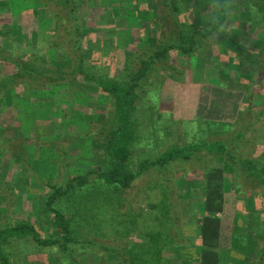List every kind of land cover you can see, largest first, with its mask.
Returning <instances> with one entry per match:
<instances>
[{"label": "rangeland", "instance_id": "rangeland-1", "mask_svg": "<svg viewBox=\"0 0 264 264\" xmlns=\"http://www.w3.org/2000/svg\"><path fill=\"white\" fill-rule=\"evenodd\" d=\"M0 1H8V7L0 9V47L9 50L13 60L17 59L20 63L36 62L39 65L40 62L34 56L46 54L52 57L61 54L42 41V35H52L55 30L47 20L35 15V0ZM208 2L209 0H188V7L194 11L195 17L201 19L202 13L209 9L205 5ZM157 4L159 5L157 0H137L136 9L134 5L127 8L121 0L83 1L79 13L84 14L91 30L90 41L86 43L88 48L84 50L85 55L90 57L88 70L93 72L98 69L106 73L108 70L110 75L118 77L123 73L125 55H133L138 43H141L142 48L152 47L157 33L153 23L165 10L163 6L158 9ZM61 10L59 12L64 21L57 37L52 41L62 42L73 55L75 50L71 41L78 40L72 28L75 21L70 20L66 12L62 14ZM169 12L172 10L169 9ZM235 15L237 16L234 21L237 25L252 22L249 15L236 14V11ZM191 19L189 14L182 17L184 23ZM261 22L258 20L256 26L264 32V24L261 27ZM69 29L70 37L67 36ZM171 30V27L168 28V31ZM262 32L258 35L264 36ZM216 39L213 38V41ZM98 42L104 45L109 55L102 58L100 54H95L91 61V51ZM218 51L217 49L214 53L218 54ZM174 55L171 53L170 65L185 72L186 78L175 79L170 73L159 71L158 76L165 81L161 87V95H165L163 104L161 103L162 120H175L177 114L182 118L192 116L194 110L191 107L187 109L189 105L183 107L177 102L182 103L184 98L176 97H186L182 92L192 97L193 92L196 93L203 85L204 93L200 99L198 118L209 120L202 121L206 123L237 124L239 109L228 103V94L213 90L214 85H219L214 67L206 64L203 59L191 60L185 56ZM134 68H140L139 62ZM16 72L14 65L0 61L2 77L15 75ZM77 84H67L54 94L51 90L37 93L31 102H17L11 98L7 100L5 112L0 113V224L11 223L18 218L21 221L29 219L38 226L42 225L43 228H39L48 231V236L58 237V232L50 226L42 213L48 184L54 183L63 188L72 177L109 168L103 160L101 150L106 134L114 127L113 102L109 97L100 95L94 85L84 84L85 87L81 88ZM206 88L212 91L208 92ZM156 91L157 86L149 89L153 93L147 96L143 94L139 101L143 106L138 103L139 108L133 120L135 129L138 130L136 143L140 145L135 147L137 150L132 160L135 168H125L120 182L125 181L128 172L129 175L138 173L142 161L155 160L172 146L183 147L191 144L193 135L202 127L195 122L185 125L182 119L177 124L172 121L171 125L167 124V143L163 144V141L162 144H156V137L163 138L166 134L163 127L161 129L158 126L160 106L158 111L152 110L154 103L161 101L159 92ZM206 92L210 94L207 96ZM253 103L257 108L254 112L264 110V94L255 96ZM243 105L244 101L241 108ZM169 110L174 111L172 117L167 116L170 115L167 112ZM233 116L234 119L237 116V120L229 123L228 120H232ZM246 121L250 126L242 140L236 141L238 130L233 126L224 135H216L215 128L211 131L213 135L211 134L210 141L235 140L233 146L237 145L238 155L259 161L264 152L261 147L264 145V117L259 119L258 115L248 114ZM148 144L151 146L149 150L144 148ZM233 146H230V150L235 151ZM215 161L213 156L203 153L190 162L172 164L165 170L154 168L138 177L132 188L124 192L116 191L115 186L107 182L97 181L89 183L75 195L69 193L56 207L64 210L67 217L76 219L74 224L81 226V233H77L83 241L86 240L85 237H91L96 244L90 246L87 242L88 249L85 251L86 247L78 248L73 259H93L86 261L90 264H100L102 259H107L103 264L107 261L117 264L120 261L118 259L128 257L140 259L144 264H173L169 259H180L178 264H197L198 259L195 257L198 251L192 243H196V239L199 240L200 237L194 222L199 209L196 205L199 207L201 204L197 192L203 188L199 173L214 166ZM236 183L244 191L258 189V181L248 176L238 177ZM228 186L230 189L231 186ZM245 211L243 213L242 210H236L230 226L246 235V239L234 241L238 243L235 246L238 249L232 248V259L240 262L246 259L243 251L251 253L257 244L260 243L259 247L263 245L252 225L248 226L247 223L248 216L262 212L255 201L250 199ZM175 242L182 247L180 251L174 247ZM109 250L114 253L106 252ZM40 253L41 260L45 259L46 264L50 261L52 264H61V254L46 256L44 252ZM48 258L51 259L49 262Z\"/></svg>", "mask_w": 264, "mask_h": 264}, {"label": "trees", "instance_id": "trees-1", "mask_svg": "<svg viewBox=\"0 0 264 264\" xmlns=\"http://www.w3.org/2000/svg\"><path fill=\"white\" fill-rule=\"evenodd\" d=\"M83 1L85 0H35L34 7L37 9L35 15L47 20L55 30L52 35H42V41L50 49H56L61 54L52 57L46 54L34 56V59L40 62L39 65L36 62L20 63L17 59L13 60L9 50L0 47V61L11 63L17 69L15 75L5 77L0 75V113L5 112L4 108L9 98L17 102L26 100L31 102L35 94L47 90H51L54 94L67 84L78 83L81 88L85 85H94L100 95L111 99L115 111L114 127L106 134L104 147L101 150L103 160L109 168L88 171L84 172V176L72 177L66 181L63 188H59V185L54 183L48 184V194L43 203L42 213L50 226L56 229L58 237L48 236V231L41 229L42 225L38 226L29 219L21 221L18 218L13 219L11 223L0 224V264H46L45 259L41 260L40 252H44L46 256L61 254V264H75V262L90 264L89 260L93 259H73V257L78 248L86 247V251L87 242L90 246L95 242L91 237L82 240L81 235L77 233H81V226L75 225V218L67 217L64 210L56 207L59 202L64 201L69 193L75 195L89 183L97 181L107 182L115 186L116 191L124 192L132 188L138 177L154 168L165 170L172 164L190 162L203 153L213 156L216 164L199 173L203 188L197 192L201 204L199 207L196 205L199 209L194 222L200 237L198 242L192 243L198 251L197 264H264V152L261 154L263 158L258 161L238 155L237 145L233 146L235 140L210 141L212 139L210 136L213 135L211 131L215 128L216 135H224L233 126L238 130L236 141L242 140L250 126L246 121L247 115H258L259 119L264 117V110L253 111L257 109L253 105V98L264 94V36L258 35L262 30L256 26L258 20L262 21L261 27L264 24V0H209L205 3L209 9L206 13H202L201 19L193 15L194 11L188 7V0H157L159 2L157 8L163 6L165 10L164 14L153 23L157 32H155V44L146 49L138 43L133 55H125L123 73L118 77L110 75L108 70L107 73L98 69L91 72L87 68L90 57L85 55L84 50L88 48L86 43L90 41L91 30L84 14L79 13ZM121 1L127 8L134 5L138 9L137 0ZM6 2L8 1H0V9L8 7ZM169 9L172 12H169ZM59 10L62 14L66 12L68 18L75 21L72 28L78 40L71 41L75 50L73 55L67 51L62 42L52 41L57 37L64 21ZM235 11L236 14L249 15L252 22L237 25L234 21L237 16ZM184 14L192 16L188 23L182 21ZM170 27L172 30L168 31ZM70 33L69 29L67 36L70 37ZM213 38H217L216 41H213ZM95 45V49L91 51V61L95 54H100L102 58L109 55L104 45L99 42ZM217 49L218 54H215L214 51ZM171 53L191 60H205L206 64L214 67L219 79L218 86L226 94L232 92L231 96H236L235 93H239L236 97H244V105L239 111L237 124L195 121V124L202 127L199 126V131L193 135L191 144L183 147L172 146L155 160L142 161L138 173L129 175L128 172L125 181L120 182L125 168L133 170L135 168L132 160L137 150L135 147L140 145L136 143L138 130L135 129L133 120L143 94L151 95L153 92H149V89L157 86L156 92H159L161 98V87L165 83L163 77L158 76L161 70L170 73L175 79L186 78L185 72L170 65ZM137 62L140 64L139 69L134 68ZM139 104L143 106V103ZM159 106L160 101L154 103L152 110L158 111ZM151 124L154 125V122ZM230 146H233L235 151L230 150ZM261 147L264 151V145ZM144 148L149 150L151 146L148 144ZM243 175L255 178L258 181V189L244 191L242 186L236 183L237 178ZM106 178L108 179L105 181ZM228 185L231 186L230 189ZM249 199L255 201L262 213L248 216L247 223L248 226L252 225L263 245L259 247L260 243L257 244L251 253L243 251L246 259L240 262L232 259L231 254L234 252L232 248L238 249L235 247L238 243L234 241L244 240L246 235L230 226L236 210L246 212ZM74 216L77 217L76 214ZM178 234L180 236L181 233ZM174 247L179 251L182 249L178 242L174 243ZM82 251L84 252V249ZM47 260L49 262L51 259ZM106 260L102 259L100 264ZM118 260L122 262L119 261L117 264H144L140 259L129 257ZM169 260L173 264L179 263L177 259ZM49 264L52 262L50 261ZM106 264H110L109 261Z\"/></svg>", "mask_w": 264, "mask_h": 264}, {"label": "crops", "instance_id": "crops-1", "mask_svg": "<svg viewBox=\"0 0 264 264\" xmlns=\"http://www.w3.org/2000/svg\"><path fill=\"white\" fill-rule=\"evenodd\" d=\"M200 6H201V4H200ZM203 85H201L200 86V88H199V90H197V91H195L196 93H194L193 92V96L192 97H189V95L187 96L184 92H182V94L183 95H185L186 97H184V96H182V95H178V97H176V98H184L183 99V102L181 103V102H179V101H177L178 103H180V104H182L183 105V107H186L185 105H189V106H187V109H189V107H191V109H193L194 110V112H193V114H192V116H189V117H187V118H182L181 117V115L180 114H177V119H175V120H173V119H169L167 122H165V121H163L162 119H164L163 118V109H161V103L163 104V100H164V98H165V95H163V96H161V101H160V109H161V112L159 113V115H157L158 117H159V121H158V126H161V129H162V127H163V132H165L166 134L163 136V138L162 137H159V139H157V137H156V144H162V142H163V144H166L167 143V124H170L171 125V122L172 121H174V122H176V123H173V124H177L178 123V120H181L182 119V121L184 120V124L185 123H191V122H195V121H209V120H207V119H200V118H198V110H199V104H200V99H202L203 98V93H204V89H203ZM206 90L208 91V92H210V91H212V90H210V88L208 89V88H206ZM213 90L214 91H222V92H224L220 87H218V86H215L214 85V88H213ZM208 92H206L205 94L208 96L209 94H208ZM180 93V92H179ZM228 93V99H229V104H231L232 106H235V107H237L238 109H239V111L241 110V105H242V102H243V99H244V97H236L237 95L239 96V93H235V95L236 96H231L233 93L232 92H227ZM232 93V94H231ZM196 94V95H195ZM177 96V95H176ZM190 98V99H189ZM207 98V97H206ZM205 98V99H206ZM176 102V103H177ZM163 106V105H162ZM167 112H169V114L170 115H168L167 114V116H171L172 117V115H173V110H169V111H167ZM231 115H233V114H231ZM232 117V116H231ZM237 116L235 117V119H234V116H233V118H232V120H228V122L229 123H234L237 119ZM156 120V119H155ZM224 121V120H223ZM212 122H214V121H212ZM225 122V121H224ZM155 124H156V122H154ZM166 151V150H165ZM47 189V188H46ZM47 191H48V189H47ZM196 242H198V239H196ZM172 258V257H171ZM195 259H199L198 258V255L196 254V257H195ZM179 261H180V259H178ZM182 261V260H181ZM182 263H184V261L182 262Z\"/></svg>", "mask_w": 264, "mask_h": 264}]
</instances>
